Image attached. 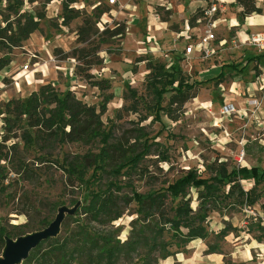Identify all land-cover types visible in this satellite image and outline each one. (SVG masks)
<instances>
[{
  "label": "rangeland",
  "instance_id": "obj_1",
  "mask_svg": "<svg viewBox=\"0 0 264 264\" xmlns=\"http://www.w3.org/2000/svg\"><path fill=\"white\" fill-rule=\"evenodd\" d=\"M256 3L262 12L249 26L235 0H0V262L23 241L30 249L36 237H64V218L97 192L146 196L188 172L209 178L244 166L259 174L239 180L249 201L224 197L220 185L203 239L180 241L150 219L170 253L157 264H264V56L248 62L264 53L249 43L264 33V0ZM213 4L214 54L187 56L189 20L203 25ZM222 65V78L204 82ZM174 79L197 82L181 106L169 104ZM186 197L195 208L196 188ZM178 202L165 201L167 216ZM137 210L120 203L121 216L104 226L114 243L143 229Z\"/></svg>",
  "mask_w": 264,
  "mask_h": 264
},
{
  "label": "trees",
  "instance_id": "obj_2",
  "mask_svg": "<svg viewBox=\"0 0 264 264\" xmlns=\"http://www.w3.org/2000/svg\"><path fill=\"white\" fill-rule=\"evenodd\" d=\"M235 2L242 7L243 16L261 14L262 12L256 0H235ZM95 9L97 14L105 12L98 6ZM189 23L193 26L194 18H191ZM263 56L264 53L254 56L248 62L261 59ZM231 66L233 65L228 67ZM245 66L246 64L242 67ZM233 67L234 69L237 68L235 65ZM223 68L224 65L221 66L215 77L204 82L214 79L217 81L222 78L224 75ZM242 69L240 68V70ZM175 82L177 85L172 88L173 93L170 96L169 104L181 106L189 98L196 96L197 82L189 83L182 79L169 80L171 86ZM164 91L163 88L155 91L156 105L161 101ZM257 151H264V146L258 144ZM247 153L250 152L247 150ZM216 171L218 175L209 178L198 177L188 172L176 179L165 190L146 196L133 193L128 198L110 191L97 192L91 196L88 204L75 210L77 216L64 218L61 227L63 230L67 229L68 234L64 237H47L38 241L29 250L21 264H80L81 262L86 264H119L124 256L138 250H140V264H157L159 259H166L170 253L167 250V244L158 239L161 234L158 224L153 223L150 219L161 217L163 225L168 223L169 229L176 233L174 235L177 239L189 242L196 238L203 239L206 236L204 222L209 211L220 205V185H226L224 197L232 198L240 203L249 201V191L242 188L239 180L242 177L259 178L255 167L248 169L243 166L228 171L220 166V169ZM191 187H195L197 193L195 208L190 205L191 197H186L187 190ZM168 198L172 200L179 198L178 205L172 210V216H167L164 210V204ZM123 200L126 203L129 201L136 202L138 218L143 221L144 226L141 231L135 234L131 233L128 239L120 245L118 242L112 241L111 233L104 226L111 224L121 216L120 203ZM80 216H82V220ZM73 223L75 226L70 229V224ZM91 223H97L98 227L92 226ZM180 228L186 229V232H181ZM4 245V233L0 228V252Z\"/></svg>",
  "mask_w": 264,
  "mask_h": 264
},
{
  "label": "built area",
  "instance_id": "obj_3",
  "mask_svg": "<svg viewBox=\"0 0 264 264\" xmlns=\"http://www.w3.org/2000/svg\"><path fill=\"white\" fill-rule=\"evenodd\" d=\"M118 0H108V3L113 5L117 3ZM216 12V6L213 4L207 10L203 11L204 20H206L203 25L195 26L192 28V35L194 39L191 40L185 47L186 55L191 53H197L198 56L202 57V59L209 58L214 54V41L216 39V35L213 32V28L215 26L216 19L214 18ZM249 43L255 46L258 50L264 51V33H256L251 34L249 38ZM28 68V64L24 65V69ZM263 86L261 85L260 88ZM234 110L229 106H224L221 110L222 113H228Z\"/></svg>",
  "mask_w": 264,
  "mask_h": 264
},
{
  "label": "water",
  "instance_id": "obj_4",
  "mask_svg": "<svg viewBox=\"0 0 264 264\" xmlns=\"http://www.w3.org/2000/svg\"><path fill=\"white\" fill-rule=\"evenodd\" d=\"M47 238V237H45ZM45 238H38L36 237V242L32 245L33 247L36 245V243L42 239H45ZM30 243H32L31 241H29V243L27 241H23L21 244L23 245H19V248L18 251H16L14 254L8 256L5 260H3L2 262H0V264H13L18 258H20L21 256H27L28 255V252L29 250L31 249H28L27 246L30 245Z\"/></svg>",
  "mask_w": 264,
  "mask_h": 264
},
{
  "label": "bare ground",
  "instance_id": "obj_5",
  "mask_svg": "<svg viewBox=\"0 0 264 264\" xmlns=\"http://www.w3.org/2000/svg\"><path fill=\"white\" fill-rule=\"evenodd\" d=\"M256 17H258V16H256V15H251V17L249 16L248 17V19H247V22H248V24L250 25V24H253L252 22H254L255 20H254V18H256ZM31 72L30 73H28V74H26V78L28 79V82L29 83H31V81H30V77H31ZM16 249H17V247H16ZM7 251V247L5 246L4 247V249H3V255H4V253Z\"/></svg>",
  "mask_w": 264,
  "mask_h": 264
},
{
  "label": "crops",
  "instance_id": "obj_6",
  "mask_svg": "<svg viewBox=\"0 0 264 264\" xmlns=\"http://www.w3.org/2000/svg\"><path fill=\"white\" fill-rule=\"evenodd\" d=\"M252 23H253V24H250V25L248 24V25H249V26H254V25L256 24V22H252ZM260 25H264V23H261ZM195 26H196V25H193L192 28H194ZM187 27H188V26H187ZM188 28H189V27H188ZM192 28H191V29H192ZM191 29H190V30H191ZM191 32H192V30H191ZM190 42H191V41H190ZM188 43H189V42H188ZM188 43H187V44H188ZM194 54H197V53H194V52H193V53H191V54H189V55H187V56H191V55H194ZM220 68H221V67H220ZM219 71H220V70H219ZM253 85H254V84H252L251 86L253 87Z\"/></svg>",
  "mask_w": 264,
  "mask_h": 264
}]
</instances>
